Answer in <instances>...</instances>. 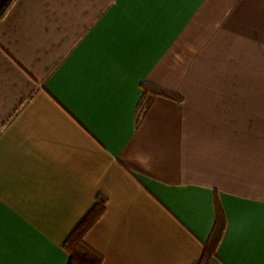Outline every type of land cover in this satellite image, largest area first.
Segmentation results:
<instances>
[{
	"label": "crops",
	"instance_id": "crops-1",
	"mask_svg": "<svg viewBox=\"0 0 264 264\" xmlns=\"http://www.w3.org/2000/svg\"><path fill=\"white\" fill-rule=\"evenodd\" d=\"M147 84L181 102L144 93ZM264 264V0H17L0 21V264Z\"/></svg>",
	"mask_w": 264,
	"mask_h": 264
},
{
	"label": "trees",
	"instance_id": "trees-1",
	"mask_svg": "<svg viewBox=\"0 0 264 264\" xmlns=\"http://www.w3.org/2000/svg\"><path fill=\"white\" fill-rule=\"evenodd\" d=\"M16 2L17 0H0V21L7 16ZM141 87L144 93L181 102V98L171 92L147 84H142ZM107 203V198L99 194L91 209L64 241L63 250L68 255L67 264H103V256L86 243L85 237L105 214ZM215 209V223L207 242L204 243L203 254L197 264H210L211 260L216 256L217 249L225 232V218L218 203L216 204Z\"/></svg>",
	"mask_w": 264,
	"mask_h": 264
}]
</instances>
